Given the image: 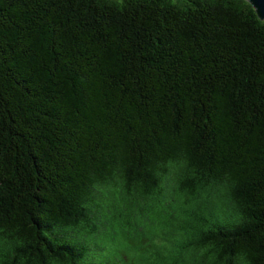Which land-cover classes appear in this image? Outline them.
Segmentation results:
<instances>
[{
  "label": "trees",
  "instance_id": "16d2710c",
  "mask_svg": "<svg viewBox=\"0 0 264 264\" xmlns=\"http://www.w3.org/2000/svg\"><path fill=\"white\" fill-rule=\"evenodd\" d=\"M158 156L230 182L243 215L215 235L264 264V20L247 0H0L10 264H80L62 226L90 179Z\"/></svg>",
  "mask_w": 264,
  "mask_h": 264
},
{
  "label": "clouds",
  "instance_id": "9594fccd",
  "mask_svg": "<svg viewBox=\"0 0 264 264\" xmlns=\"http://www.w3.org/2000/svg\"><path fill=\"white\" fill-rule=\"evenodd\" d=\"M229 187L187 156H158L140 170L121 164L90 179L83 215L62 230L84 249L80 264H252L247 246L233 254L215 235L217 224L243 215ZM21 246L0 229V264H10Z\"/></svg>",
  "mask_w": 264,
  "mask_h": 264
},
{
  "label": "water",
  "instance_id": "95a60500",
  "mask_svg": "<svg viewBox=\"0 0 264 264\" xmlns=\"http://www.w3.org/2000/svg\"><path fill=\"white\" fill-rule=\"evenodd\" d=\"M254 8L259 19L264 20V0H247Z\"/></svg>",
  "mask_w": 264,
  "mask_h": 264
}]
</instances>
